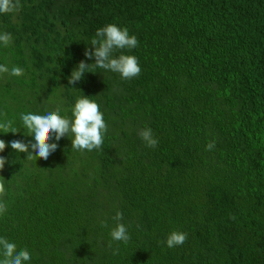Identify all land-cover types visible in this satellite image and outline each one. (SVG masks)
<instances>
[{
    "label": "trees",
    "instance_id": "trees-1",
    "mask_svg": "<svg viewBox=\"0 0 264 264\" xmlns=\"http://www.w3.org/2000/svg\"><path fill=\"white\" fill-rule=\"evenodd\" d=\"M13 2L0 65L22 75L0 72V140L28 144L21 113L70 119L83 95L107 130L92 151L66 135L46 160L6 147L0 237L29 264H264V0ZM107 24L136 36L113 56L135 55L140 74L90 64L69 85ZM117 222L127 241L111 239ZM174 231L186 239L168 248Z\"/></svg>",
    "mask_w": 264,
    "mask_h": 264
},
{
    "label": "clouds",
    "instance_id": "clouds-1",
    "mask_svg": "<svg viewBox=\"0 0 264 264\" xmlns=\"http://www.w3.org/2000/svg\"><path fill=\"white\" fill-rule=\"evenodd\" d=\"M16 4L13 0H0V14H8L15 10ZM11 37L9 34H0V47L9 43ZM91 50H85V57L94 60V63H85L81 61L68 77V84L72 85L80 81L88 65H94L95 68L104 71L118 73L122 79H132L140 74L137 57L135 55L125 54L120 51L118 56H113L117 50L135 49L138 41L135 35H130L127 28H122L116 24H107L98 28L94 38L90 42ZM0 72H8L9 75L19 77L22 75V69L13 67L9 69L0 65ZM20 120L23 125L25 136L32 139L28 144L20 140H13L6 144L0 140V153L6 147H10L16 152L28 153L33 157L47 159L48 156L58 148V142L66 135L71 141V148L75 150L99 149L103 143V135L106 132V123L103 119V113L99 110L98 104L89 99V96L83 95L78 98L71 108V118L61 116L60 110L44 111L43 113H21ZM8 123L0 122V129H7ZM11 133H20L15 130ZM71 134V138L69 137ZM145 145L155 148L158 141L154 138L152 130L145 128L139 132ZM212 144L207 145L210 149ZM34 150L35 155L29 151ZM7 161L0 156V169ZM2 211V208H0ZM116 221L121 219V214L116 213L113 218ZM111 239L114 241H127L129 236L124 224L117 222L110 232ZM186 236L181 232L170 233L165 245L168 248L177 247L183 244ZM0 264H29L31 255L26 249L17 250L13 242L0 237Z\"/></svg>",
    "mask_w": 264,
    "mask_h": 264
}]
</instances>
